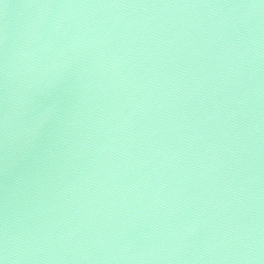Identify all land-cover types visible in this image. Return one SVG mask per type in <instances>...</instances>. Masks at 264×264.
Instances as JSON below:
<instances>
[{"label":"water","instance_id":"1","mask_svg":"<svg viewBox=\"0 0 264 264\" xmlns=\"http://www.w3.org/2000/svg\"><path fill=\"white\" fill-rule=\"evenodd\" d=\"M0 264H264V0H0Z\"/></svg>","mask_w":264,"mask_h":264}]
</instances>
